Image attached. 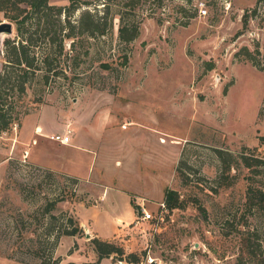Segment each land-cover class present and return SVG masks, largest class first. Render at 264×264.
Listing matches in <instances>:
<instances>
[{"label":"rangeland","instance_id":"1","mask_svg":"<svg viewBox=\"0 0 264 264\" xmlns=\"http://www.w3.org/2000/svg\"><path fill=\"white\" fill-rule=\"evenodd\" d=\"M253 7L243 27L242 14ZM127 14L139 24L132 41L118 38L117 17L103 36L75 38L73 50L66 39L54 60L58 73L45 79L39 70L11 98L19 118L0 132V264L91 258L88 226L66 235L62 223L72 217L79 224L98 209L99 232H115L109 203L116 199L121 209L122 201L114 187L158 209L147 220H122L109 238L139 254L128 264H234L245 227L257 229L264 244V207L246 203L249 185L264 188V0H139ZM3 20L12 32L0 34V69L3 40L16 35L15 22L0 14ZM243 45L263 68L235 55ZM37 115L52 134L65 126L73 143L98 148L89 175L27 157ZM96 116L113 134L98 128ZM47 143L28 148L40 158L62 153ZM166 188L177 192L178 206L166 205ZM108 257L99 264H127Z\"/></svg>","mask_w":264,"mask_h":264},{"label":"trees","instance_id":"2","mask_svg":"<svg viewBox=\"0 0 264 264\" xmlns=\"http://www.w3.org/2000/svg\"><path fill=\"white\" fill-rule=\"evenodd\" d=\"M135 2L139 0H69L67 5L60 6L49 3V0H0V14L13 20L16 25L15 37H6L3 40V63L0 69V132L8 131L12 124L18 121L19 117L13 114L12 108L11 98L14 93L15 96L22 94L39 70L46 72L43 75L45 79L50 70H53V74L58 73L54 60L63 52L66 39H69L70 48L73 50L75 38L103 36L113 27V19L117 17L118 38L124 42L132 41L139 33V24L127 13L128 8L133 7ZM113 4L116 10L111 12ZM97 5H101V8L96 9ZM82 6L85 7L73 18L74 12ZM255 12L256 7L250 12L249 9H245L242 14L243 27H246L249 17ZM255 52H260L258 43ZM235 55L250 60L258 68H263L259 65L255 53L247 45L241 46ZM246 164L251 163L246 161ZM131 202L138 211V206ZM164 202L169 208L178 206L177 192L166 188ZM246 203L249 207H264V188L249 185L246 190ZM62 225L59 234L75 235L82 230L79 224L73 222L72 217H67ZM238 232L240 242L234 264H264V244L258 230L245 227L238 229ZM90 240L96 252L94 260H85L81 263L66 260L62 264H99L101 258L110 255L117 260L133 263L140 261L137 252H126L121 244L113 240L97 236L91 237ZM61 259L57 256L53 262L58 264ZM39 264L49 263L46 259H40Z\"/></svg>","mask_w":264,"mask_h":264},{"label":"crops","instance_id":"3","mask_svg":"<svg viewBox=\"0 0 264 264\" xmlns=\"http://www.w3.org/2000/svg\"><path fill=\"white\" fill-rule=\"evenodd\" d=\"M71 116L73 117V119H72L73 120L72 123H73L75 121V115H71ZM43 118L44 117L42 115L41 116L37 115L36 120H35L34 125H33V128H32L33 135L30 138V140H28V147H29V144H33V145H39L40 144V146H47L48 147L47 142L49 140H52V141L57 142L58 145H61L63 148V151L60 155H57V156H53V155L47 156V152H46L45 155L47 157L40 158L43 155L39 156V154H38L39 150L35 149L34 152L33 151L31 152V150L27 147V151H26L27 157L29 156L30 159L34 163H36L40 166L49 168L51 170H56V171H60V172L62 171L64 173H68L69 175L71 174L74 176L85 177V176L89 175L88 172L90 170L91 163L94 161V165H95L98 161V157H100L102 155L101 153H99V151L97 150L98 148H96V147L98 146V144H102L101 139H102L103 135L101 136V139L98 141L97 145H96V143L92 144V147L96 146L95 147L96 150L90 149L89 146L88 147L87 146H81L79 144L73 143L71 141V135H70V141L67 143H63V142H60L58 140H54V139L49 137V135L52 134L50 131H53V130H46L43 127ZM82 121H83V119H82ZM95 121H97L98 128L103 133L107 132L109 135L113 134V133L109 132L110 129H113V128H105V121L104 120L102 121V119L100 117L98 118L96 116ZM58 130H59L58 133L63 134V131H65L66 129H65V126H62L61 129H58ZM64 133H66V132H64ZM101 148H102V146H101ZM136 155L138 156L137 152H136ZM109 188H113V187L107 186L106 190L104 192H102V196L100 197V200H102L105 193L107 194L109 192L108 191ZM113 189L115 191H119L118 197L122 201V208L121 209H120L119 205H117L116 199H113L111 201V203H109V208H108L109 214L112 215L113 228L115 229V232H112L108 236H104V237L99 232L100 228H99V224H98L97 219H96L97 217L95 216V213H97L98 209L97 210L96 209L95 210L94 209H88L84 213L83 217L78 215L80 226L83 227L84 225H87L88 228L92 232V234H91L92 237L98 236V237L103 238V239H106V238L109 239V238L114 237L115 233L119 229H121L118 225L122 223V220L129 221V222L133 221V219H135V217H137L138 214L140 213V203L145 205V203L143 201H138V204H137L138 211H137V209H135L132 205L131 198H130V196H131L130 192L120 191L118 188H115V187ZM159 203H158V206H159ZM145 207H146V205H145ZM157 208H159V207H157ZM91 249L93 252L91 255V258L84 259V260H94L96 258V252H95L94 248L91 247ZM70 256H71V254L66 256V260H70V259H68ZM105 258L111 259L110 257H103V258H101V260L105 259Z\"/></svg>","mask_w":264,"mask_h":264},{"label":"built area","instance_id":"4","mask_svg":"<svg viewBox=\"0 0 264 264\" xmlns=\"http://www.w3.org/2000/svg\"><path fill=\"white\" fill-rule=\"evenodd\" d=\"M50 138L54 139V140H58L60 142L63 143H67L70 141V134H69V130L66 131V133L60 134V133H54L50 135ZM164 203L160 202L159 203V208L163 207ZM156 213L158 214V211H152V210H147V208L145 207L144 204L140 203V213L138 214V219L140 220H144V219H150L151 217H153L154 215H156ZM120 262H126L128 264L127 261L125 260H119ZM125 264V263H123ZM132 264V263H131Z\"/></svg>","mask_w":264,"mask_h":264},{"label":"water","instance_id":"5","mask_svg":"<svg viewBox=\"0 0 264 264\" xmlns=\"http://www.w3.org/2000/svg\"><path fill=\"white\" fill-rule=\"evenodd\" d=\"M11 32H12V23L7 20L0 21V34L2 33L10 34ZM85 234L87 237L90 236V233L88 231H86Z\"/></svg>","mask_w":264,"mask_h":264}]
</instances>
